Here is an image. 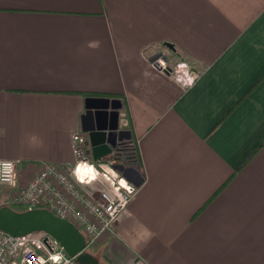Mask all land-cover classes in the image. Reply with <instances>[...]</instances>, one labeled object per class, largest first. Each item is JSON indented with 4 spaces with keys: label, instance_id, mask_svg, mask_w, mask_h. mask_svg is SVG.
<instances>
[{
    "label": "crops",
    "instance_id": "1",
    "mask_svg": "<svg viewBox=\"0 0 264 264\" xmlns=\"http://www.w3.org/2000/svg\"><path fill=\"white\" fill-rule=\"evenodd\" d=\"M166 51L191 85L152 66ZM99 97L138 154L106 257L264 264V0H0V158L19 159L21 179L73 162L76 133L111 155L81 129Z\"/></svg>",
    "mask_w": 264,
    "mask_h": 264
},
{
    "label": "built area",
    "instance_id": "2",
    "mask_svg": "<svg viewBox=\"0 0 264 264\" xmlns=\"http://www.w3.org/2000/svg\"><path fill=\"white\" fill-rule=\"evenodd\" d=\"M151 64L183 87L191 85L197 76L182 59L171 62L167 51L156 54ZM122 144L118 150L111 149L110 156L95 159L86 150L84 137L76 133L73 162L41 163L27 179H21L19 159L0 158V186H6L7 191V200L0 205L14 204L23 206L24 210L46 208L67 219L85 236L87 251L95 249L106 235L117 239L116 221L137 190L114 168L137 160L136 142L127 140ZM94 180H102L107 185V189L100 191V198L92 197L83 189L84 184ZM0 264L80 263L44 231L15 236L0 230Z\"/></svg>",
    "mask_w": 264,
    "mask_h": 264
},
{
    "label": "water",
    "instance_id": "3",
    "mask_svg": "<svg viewBox=\"0 0 264 264\" xmlns=\"http://www.w3.org/2000/svg\"><path fill=\"white\" fill-rule=\"evenodd\" d=\"M90 100L103 102V104L87 106L81 115V129L90 133L93 140L106 141L110 148H114L119 138V111L110 105V99L99 97L90 98ZM114 168L130 183L138 184V177L134 175L136 167L115 165ZM0 230L15 236L44 231L55 238L67 254L75 256L80 264H104L93 253L85 250V236L72 222L55 215L46 208L15 210L8 205H0Z\"/></svg>",
    "mask_w": 264,
    "mask_h": 264
},
{
    "label": "rangeland",
    "instance_id": "4",
    "mask_svg": "<svg viewBox=\"0 0 264 264\" xmlns=\"http://www.w3.org/2000/svg\"><path fill=\"white\" fill-rule=\"evenodd\" d=\"M168 52V51H167ZM168 54H169V52H168ZM169 56H170V54H169ZM170 58V57H169ZM127 140H130V141H133L134 143H135V140L134 139H131V138H129V139H123V140H121V141H117V143H116V145L114 146V148L113 149H119V148H121V147H123V145H122V143H124V142H126ZM96 180H94V181H92V182H90V183H88V185L89 184H91V183H93V182H95ZM6 186H0V192H1V197H0V204H3V202H5L6 200H7V197H6V193L5 192H7L6 191ZM3 197V198H2ZM10 207H12L13 209H15V210H24L23 209V206H18V205H14V204H10L9 205ZM93 250H97L96 252H97V254L98 255H103L104 254V252H103V250H102V248L100 247V244L98 243V245L96 246V248L95 249H93ZM88 251H92V249H88ZM100 255V256H101ZM105 255V254H104ZM106 256V255H105Z\"/></svg>",
    "mask_w": 264,
    "mask_h": 264
},
{
    "label": "trees",
    "instance_id": "5",
    "mask_svg": "<svg viewBox=\"0 0 264 264\" xmlns=\"http://www.w3.org/2000/svg\"><path fill=\"white\" fill-rule=\"evenodd\" d=\"M97 251V250H96ZM95 250L90 251L91 253H93L99 260L100 262L104 263V264H113L104 254L103 255H98L97 252Z\"/></svg>",
    "mask_w": 264,
    "mask_h": 264
},
{
    "label": "flooded vegetation",
    "instance_id": "6",
    "mask_svg": "<svg viewBox=\"0 0 264 264\" xmlns=\"http://www.w3.org/2000/svg\"><path fill=\"white\" fill-rule=\"evenodd\" d=\"M123 139L125 140L126 138L124 137V138H122V140H123ZM122 145H123V144H122Z\"/></svg>",
    "mask_w": 264,
    "mask_h": 264
}]
</instances>
